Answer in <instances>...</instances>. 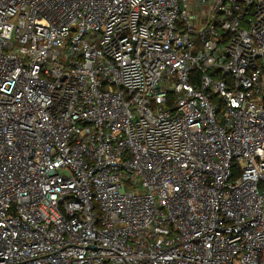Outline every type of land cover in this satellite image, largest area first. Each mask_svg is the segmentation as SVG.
Wrapping results in <instances>:
<instances>
[{"label": "built area", "instance_id": "1", "mask_svg": "<svg viewBox=\"0 0 264 264\" xmlns=\"http://www.w3.org/2000/svg\"><path fill=\"white\" fill-rule=\"evenodd\" d=\"M0 264H264V0H0Z\"/></svg>", "mask_w": 264, "mask_h": 264}]
</instances>
